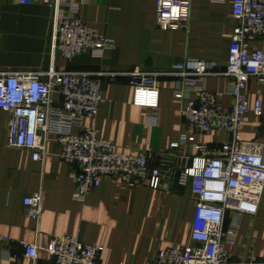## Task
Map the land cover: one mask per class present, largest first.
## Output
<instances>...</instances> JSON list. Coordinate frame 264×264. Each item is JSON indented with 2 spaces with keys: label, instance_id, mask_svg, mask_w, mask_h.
<instances>
[{
  "label": "crops",
  "instance_id": "0c3cea01",
  "mask_svg": "<svg viewBox=\"0 0 264 264\" xmlns=\"http://www.w3.org/2000/svg\"><path fill=\"white\" fill-rule=\"evenodd\" d=\"M157 0H86L81 15L100 34L114 40L116 48L102 58L83 53L72 59L52 50L53 10L40 3L24 5L19 0H0V73L4 72H112L103 82V102L94 120L86 126L99 130L101 138L115 142L124 153L153 147L171 152L170 145L188 130L183 111L186 101L175 97L179 77L160 75L159 122L149 124L148 109L134 105L129 72L169 71L173 65L211 61L223 71L229 59L233 35L240 21L233 17L232 0H191V18L186 29L160 27ZM230 79L208 75V90L220 93L219 103L231 105ZM251 106L264 105V84L251 78L247 90ZM60 102L61 97L55 95ZM10 115L0 109V264H35L25 255L24 243L48 242L57 236H74L82 243L101 245L103 264H138L162 250L191 242L195 201L190 185L178 177L168 187L122 183L105 176L85 202L73 198L77 167L59 156L60 145L51 137L43 160L29 149L8 145ZM246 141H264V116L252 111L242 127ZM211 146L230 139L226 131L201 136ZM181 151L195 154L192 145ZM151 165L158 164V155ZM41 191L39 220L26 214L24 199ZM227 250L234 264H264V195L257 216L243 215L236 245ZM255 257L257 262L251 263ZM245 261V263H243ZM55 258L41 250L37 264H54Z\"/></svg>",
  "mask_w": 264,
  "mask_h": 264
},
{
  "label": "built area",
  "instance_id": "2783aa9c",
  "mask_svg": "<svg viewBox=\"0 0 264 264\" xmlns=\"http://www.w3.org/2000/svg\"><path fill=\"white\" fill-rule=\"evenodd\" d=\"M40 3L53 10L52 50L65 59L83 53L96 58L116 48L114 40L92 29L81 15L86 0H19ZM233 17L240 21L223 71L211 61L173 65L169 71H130L134 105L149 110L146 120L158 125L160 75H175V97L186 101L183 111L188 130L170 145L171 152L153 147L135 153L121 152L114 141L101 138L86 120L96 119L103 102L105 76L112 72H4L0 73V109L9 113L8 145L29 149L43 160L51 137L60 145L62 160L77 167L73 198L85 202L105 176L122 183L168 187L178 177L190 185L195 201L191 242L170 246L154 258L138 264H234L227 247L237 244L243 215L257 216L264 195V141H246L242 127L251 111L264 116L257 99L251 106L246 90L251 78L264 84V0H232ZM191 0H157L156 20L170 30L188 28ZM222 73L230 79L231 105L219 103L220 93L207 89L208 75ZM55 95L61 101L55 100ZM213 131H226L230 139L211 146L201 139ZM192 145L195 154L181 151ZM158 155V164L151 161ZM43 194L36 191L24 199L26 214L39 220ZM25 255L37 264L41 250L55 258L54 264H103L101 245L82 243L74 236H57L48 242L24 243ZM251 263L257 262L255 257ZM245 263V261H243ZM264 263V262H263ZM22 264V263H21Z\"/></svg>",
  "mask_w": 264,
  "mask_h": 264
}]
</instances>
